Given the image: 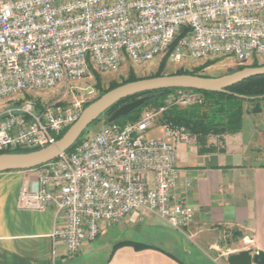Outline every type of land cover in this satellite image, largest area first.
Wrapping results in <instances>:
<instances>
[{
	"label": "built area",
	"instance_id": "obj_1",
	"mask_svg": "<svg viewBox=\"0 0 264 264\" xmlns=\"http://www.w3.org/2000/svg\"><path fill=\"white\" fill-rule=\"evenodd\" d=\"M180 36V37H179ZM233 57L239 65L264 58V0H0V152L44 148L68 130L91 101L76 83L119 71L127 61ZM49 101L31 98L59 91ZM197 92L178 90L136 122H114L71 151L39 167L36 187L24 186L19 207L54 209V250L76 256L116 225L147 211L184 231L194 209L174 190L180 126L159 123L174 105L200 104ZM157 124L160 136H150Z\"/></svg>",
	"mask_w": 264,
	"mask_h": 264
},
{
	"label": "crops",
	"instance_id": "obj_2",
	"mask_svg": "<svg viewBox=\"0 0 264 264\" xmlns=\"http://www.w3.org/2000/svg\"><path fill=\"white\" fill-rule=\"evenodd\" d=\"M257 114L246 112L237 133L190 134L189 142H178L174 192L182 205L194 209V222L184 231L147 211L134 212L137 218L130 215L116 224L126 223L132 233L126 229L117 239L102 241L106 230L115 226L103 225L98 238L85 243L74 257L66 256L61 244L54 250L53 208L39 212L19 207L22 188L36 187L39 168L0 173V264H186L161 247L135 239L141 224L160 230L158 237L181 248L196 264H229L230 255L245 249L264 252V130ZM153 132L150 136H160L161 127L157 124ZM222 230L235 232L224 251ZM175 232L196 239L202 253L182 248ZM122 240L151 247L123 246L113 252L114 244ZM105 250L111 253L99 260Z\"/></svg>",
	"mask_w": 264,
	"mask_h": 264
},
{
	"label": "trees",
	"instance_id": "obj_3",
	"mask_svg": "<svg viewBox=\"0 0 264 264\" xmlns=\"http://www.w3.org/2000/svg\"><path fill=\"white\" fill-rule=\"evenodd\" d=\"M179 37L174 41L173 45L171 46L167 54L163 56L159 68L154 75L147 77H137L135 71L133 69H130L129 76L126 80H123L122 82L112 81L109 87L102 91L100 96H98L96 99L86 104L85 107H87L92 102L96 101L102 95H104L105 93H107L108 91L114 88L141 79L159 77L163 75H179V74H189V75H199L203 77H209L199 73L202 67L196 68L193 71H188L181 68L174 73L168 74L165 72L170 54L174 50ZM256 60L257 59H255L254 63L249 67H260V64ZM246 67L247 66L240 65L235 70L231 71V73L242 70ZM94 77L96 79V86L100 89L102 86L101 76L99 73L94 72ZM178 90L200 93L203 96V100L200 104L174 105L170 107L167 111H165L162 114L161 118L159 119V123H169L174 126L184 127L192 135L199 136V135H207V134L221 135L226 133H237L242 128L244 114L246 112L255 114L264 111V98H260L261 96H264V76H258V77L249 78L238 84H235L227 88L225 92H205V91L186 90V89H164V90H158L154 92L132 96L118 102L117 104L106 110L92 125L99 124L101 122H103L104 126L109 125L108 119L118 107H120L125 103L134 101L139 97L149 96V100L146 101L142 106L133 110L128 115L116 121L118 123H125L128 121L136 122L140 119L143 111L146 108L151 106H160L168 94L176 92ZM86 131L77 141V143L82 140V137L84 136ZM66 132L67 130L59 134L57 136V139L58 140L61 139ZM73 147L69 149L68 152L71 151ZM39 149L40 148L18 149L15 151L0 152V154L28 153ZM123 246H132L137 250L151 247L148 246L147 244L140 242H135L131 240H122L114 244L113 252Z\"/></svg>",
	"mask_w": 264,
	"mask_h": 264
},
{
	"label": "water",
	"instance_id": "obj_4",
	"mask_svg": "<svg viewBox=\"0 0 264 264\" xmlns=\"http://www.w3.org/2000/svg\"><path fill=\"white\" fill-rule=\"evenodd\" d=\"M264 76V66L246 67L234 73L211 78L199 75L179 74L141 79L120 85L88 105L79 119L54 144L28 153L0 154V173L12 170H26L43 166L71 149L83 133L109 108L118 102L140 94L164 89H186L205 92H225L227 88L249 78ZM244 97V96H242ZM246 98V97H244ZM260 98H264L261 96ZM149 100V96L125 103L109 117V124L128 115ZM229 264H264V252L245 249L228 257Z\"/></svg>",
	"mask_w": 264,
	"mask_h": 264
},
{
	"label": "rangeland",
	"instance_id": "obj_5",
	"mask_svg": "<svg viewBox=\"0 0 264 264\" xmlns=\"http://www.w3.org/2000/svg\"><path fill=\"white\" fill-rule=\"evenodd\" d=\"M163 56H157L154 60L146 63L145 65H137L135 63H132L131 61H127L125 65L117 72L114 73H107V74H100L101 80H102V86L99 89L96 86V79L94 77V73L91 77L84 78L76 83L78 89L74 91L75 95L77 97H83L87 99L88 101H93L96 99L100 94L102 93L103 90L107 89L112 81H117V82H122L123 80H126L129 76L130 69H133L137 75V77H147L154 75L158 68L159 65L162 61ZM258 63L260 66H264V58L257 59ZM254 63V60H251L249 62L244 63V66H251ZM240 65L237 63V61L233 57H214V58H209V59H203V60H197V59H191L188 58L186 59L183 63L181 64H174L171 63L170 60H168L165 72L170 74L174 73L177 70L183 68L188 71H193L196 68L202 67V69L199 71L200 74L204 76H209L211 78H216V77H221L225 76L228 74H231V71L235 70L237 67ZM98 73V72H97ZM60 95V90L59 91H54V92H46V93H41L36 96H29L31 98H41L43 101H49L51 99H54ZM13 102H1L0 103V114L7 109L8 107L11 106ZM257 123L258 126H260V130H264V113L262 114H257ZM104 127L103 122L99 124H94L90 126L82 139L90 137L94 135L95 133L101 131V129ZM154 135L156 133H152V129L149 131L148 135ZM137 213V212H136ZM135 213H132L131 215L133 216ZM138 214H135L133 218H137ZM132 218V219H133ZM128 226L125 224H119L115 225L112 227H109L108 230L103 234L102 241L106 240H115L118 237H120L123 232L128 229ZM131 233L132 230L128 229ZM136 235L135 239H139V241H146L147 243H150L152 245H156L158 247H161L171 253H173L175 256H177L179 259H181L183 262L186 264H196L195 261H192L190 259V256H188L186 253L182 251L181 248H175L173 244H171L168 239H161L162 237H158L157 233H161L160 230L150 228L148 226H145L141 224L140 230L135 231ZM234 230H222L219 232V239L223 240L225 244H220V248L222 251H224L227 247H229V243H226L230 241V237L234 236ZM162 234V233H161ZM175 236L178 239V242L182 248L188 249L190 251H193L194 253H202V250H200V247L196 241V239H189L187 236H184L181 233H176ZM220 250V252H221ZM110 251V250H109ZM111 252H108L105 250L101 251V258L99 260H102L104 257H107ZM90 254L86 255L85 258H88Z\"/></svg>",
	"mask_w": 264,
	"mask_h": 264
}]
</instances>
